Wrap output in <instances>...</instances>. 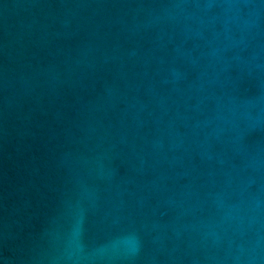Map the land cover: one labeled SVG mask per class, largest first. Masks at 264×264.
<instances>
[{"label":"water","instance_id":"1","mask_svg":"<svg viewBox=\"0 0 264 264\" xmlns=\"http://www.w3.org/2000/svg\"><path fill=\"white\" fill-rule=\"evenodd\" d=\"M0 264H264V0H0Z\"/></svg>","mask_w":264,"mask_h":264}]
</instances>
